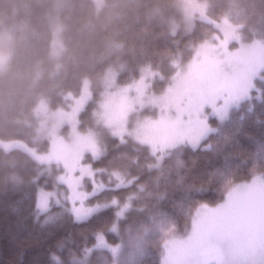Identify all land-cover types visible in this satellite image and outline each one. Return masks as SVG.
Wrapping results in <instances>:
<instances>
[{
  "label": "trees",
  "instance_id": "16d2710c",
  "mask_svg": "<svg viewBox=\"0 0 264 264\" xmlns=\"http://www.w3.org/2000/svg\"><path fill=\"white\" fill-rule=\"evenodd\" d=\"M177 1L0 0V39L10 41L0 68V139H22L47 150L49 140L37 136V106L43 99L52 108L65 106L66 96L79 94L86 78L93 81V96L80 112L79 127L103 130L94 109L100 98L98 79L109 64L125 66L121 82L138 77L144 65L155 67L161 74L153 83L158 92L177 68L173 62L189 60L195 47L218 31L212 21L225 16L245 36L264 40V0H206L212 23L197 19L187 33L170 27ZM57 29L62 47L53 53ZM250 108L244 103L222 124L212 118L217 130L199 149L180 145L162 162L147 146L104 129L105 153L99 158L86 153L84 159L104 180L105 188L88 201L99 203L101 211L81 223L57 205L37 214L38 189L60 186L57 167L48 170L26 149L0 145V264H56L53 254L62 264L85 260L94 233L108 230L141 184L145 191L118 220V235L109 233L107 239L120 246L123 264H161L173 225V235L184 233L200 204L221 200L233 183L253 174L254 165L264 173V100L256 99ZM207 143L211 149L203 147ZM117 176L135 182L121 186ZM114 198L119 203L111 206ZM48 216L55 219L45 224ZM113 261L110 252L97 250L87 264Z\"/></svg>",
  "mask_w": 264,
  "mask_h": 264
},
{
  "label": "rangeland",
  "instance_id": "374dc122",
  "mask_svg": "<svg viewBox=\"0 0 264 264\" xmlns=\"http://www.w3.org/2000/svg\"><path fill=\"white\" fill-rule=\"evenodd\" d=\"M207 7L206 0H178L172 7L173 17L169 22L170 27L175 32L180 30L187 33L193 29L197 19L211 22ZM212 22L218 29L215 35L198 44L192 57L186 62L175 60L173 65L177 68L158 92L154 91L153 83L156 78L161 77V74L155 67L144 65L146 68L142 69L138 77L121 82L119 74L125 66L109 64L98 79L100 98L94 109L97 124L103 130L106 129L123 140L131 139L147 146L151 153L155 150L154 155L157 156L158 162H162L160 158H164L174 148L180 145L192 146L187 137L191 134V129L198 118H207L209 125L216 129L211 122L212 118H217L222 124L231 116L234 109H238L244 103H248L249 109L256 100L255 92L252 100L243 99L238 105L232 103L223 122L220 121L211 102L205 103L203 110L199 112L195 110L196 105L190 106V101H198L201 97L212 98L215 95L216 107L220 108L230 91L243 86L249 77L258 88L263 89L264 40L245 36L239 29L240 26L234 24L227 16ZM59 37L60 31L57 29L52 43L53 53L59 52L62 47ZM9 50L10 41L1 38L0 68L6 63ZM92 85V80L84 79L79 94L66 96L65 106L52 108L47 100H41L36 109L38 121L36 131L39 138L49 140L47 150L40 151L38 146L22 139H0V145L6 149L12 147L26 149L48 170H51L53 165L57 167L54 176L60 186L53 189L40 187L37 197L41 191H55L63 200V197L69 193L64 182L69 176L80 179L81 190L92 195L105 188L103 178L101 176L99 178L93 166L84 160L86 153H90L93 158H99L105 153L106 147L103 145V139L101 140L103 130L92 128L83 131L79 127L80 112L93 96ZM173 95L179 96L181 107L187 109L179 123L176 122L180 115L177 110L175 108L165 110L163 107L165 98ZM162 117H166L168 123L161 124ZM258 170V166L254 165L251 168L253 174L248 179L233 183L224 197L208 204L209 207H216L226 202L229 193L238 185L250 183L254 175L264 174ZM91 205L100 206L99 203ZM191 230L192 221L184 233L175 236L186 239L191 235ZM165 255L164 247L161 264ZM111 264H114V261ZM115 264H123L120 253L115 259Z\"/></svg>",
  "mask_w": 264,
  "mask_h": 264
},
{
  "label": "snow or ice",
  "instance_id": "6c2138e0",
  "mask_svg": "<svg viewBox=\"0 0 264 264\" xmlns=\"http://www.w3.org/2000/svg\"><path fill=\"white\" fill-rule=\"evenodd\" d=\"M171 91V90H170ZM253 92L257 100H264V89L258 88L251 77L247 78L243 86L230 91L222 107L217 108L215 95L212 98L201 97L198 101H190V106L196 105V111H202L205 103L211 102L221 122L227 118L228 108L232 103L237 105L243 99L252 100ZM165 110L175 108L180 114L177 123L182 119L183 113L187 110L181 107L179 96L165 98L163 105ZM249 108V111H252ZM161 124L168 123L166 117H162ZM212 128L207 118L197 119L191 134L187 137L193 150L201 147L209 133L216 131ZM212 143L204 144L207 149L212 148ZM155 154V150L154 153ZM163 160V157L160 158ZM178 163L183 166V161ZM160 167V164H157ZM121 186H131L135 180L126 181L125 178L117 176ZM69 193L63 200L57 196L55 191H41L36 201V212L48 213L53 204L65 208L70 212L77 223L87 222L94 215L101 211L99 205H89L91 193L81 190V180L69 176L65 181ZM145 191V185L137 187V192L130 193L126 198L124 208L116 213L117 220L109 226L108 230H97L94 233L95 243L91 248L84 249L85 260L77 261L76 264H87L88 257L97 250L108 251L115 258L119 254L120 246L109 243V233L119 232L118 220L123 218L125 211L130 207V202L138 198L139 192ZM164 198L165 194H159ZM118 198H114L110 204L116 206ZM107 206V205H106ZM39 219V215L36 216ZM55 217L48 216L44 223L53 221ZM175 225L168 231L171 237L164 247L166 255L163 264H264V174L254 175L250 183L238 185L229 193L226 202L209 207L207 203L200 204L192 219L191 235L186 239H179L173 233ZM52 259L56 264H62L58 256L53 254Z\"/></svg>",
  "mask_w": 264,
  "mask_h": 264
},
{
  "label": "bare ground",
  "instance_id": "6f19581e",
  "mask_svg": "<svg viewBox=\"0 0 264 264\" xmlns=\"http://www.w3.org/2000/svg\"><path fill=\"white\" fill-rule=\"evenodd\" d=\"M127 220V219H126Z\"/></svg>",
  "mask_w": 264,
  "mask_h": 264
}]
</instances>
